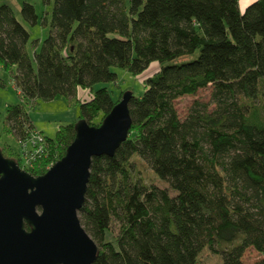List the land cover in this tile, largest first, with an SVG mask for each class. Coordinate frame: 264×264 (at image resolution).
Here are the masks:
<instances>
[{
    "label": "trees",
    "instance_id": "obj_1",
    "mask_svg": "<svg viewBox=\"0 0 264 264\" xmlns=\"http://www.w3.org/2000/svg\"><path fill=\"white\" fill-rule=\"evenodd\" d=\"M20 14L48 27L30 53L28 29L0 4V67L16 66L24 101L91 93L81 114L48 137L58 158L77 120L98 125L119 101L95 84L115 81L114 68L135 76L159 65L140 95L126 88L127 138L113 155L92 158L79 210L99 246L92 264H202L205 247L222 264H245L249 246L264 254V0L243 10L239 0H52L41 17L24 0ZM209 84L215 108L197 103L181 119L175 99ZM31 122L21 102L8 106L6 130L18 139ZM133 156L175 194L134 176ZM47 161L30 171L44 173ZM113 217L118 247L106 240Z\"/></svg>",
    "mask_w": 264,
    "mask_h": 264
},
{
    "label": "water",
    "instance_id": "obj_2",
    "mask_svg": "<svg viewBox=\"0 0 264 264\" xmlns=\"http://www.w3.org/2000/svg\"><path fill=\"white\" fill-rule=\"evenodd\" d=\"M126 90L98 125L80 118L62 157L44 173L0 148V264H92L99 246L80 222L93 156L113 155L132 125Z\"/></svg>",
    "mask_w": 264,
    "mask_h": 264
},
{
    "label": "rangeland",
    "instance_id": "obj_3",
    "mask_svg": "<svg viewBox=\"0 0 264 264\" xmlns=\"http://www.w3.org/2000/svg\"><path fill=\"white\" fill-rule=\"evenodd\" d=\"M23 1L24 0H0V4H10L16 17L28 29L30 40L27 43V49L30 52L32 50L31 41L39 39L40 45L41 41L48 35V27L41 26L40 22L31 25L23 20L20 14V7ZM26 1L34 5L39 17L43 16L46 11H50L52 7V0L50 2L46 0ZM158 68V62H152L144 72L135 76L126 70L114 68L117 73L115 81L97 83L94 87L99 88L101 86H107L114 100L122 97L120 93L124 89V91L131 89L134 91L135 95H140L144 89V80L156 72ZM15 73L16 66H12L9 69L0 67V147L2 148L4 155H12L19 161V163L21 162V166L24 167V164H22L23 159L20 155L21 147L18 137L6 130V128H8L6 123L8 106L21 102L32 121L30 125L27 126V130L36 128L41 131V134L47 140V147L44 155L38 161L33 163V169L41 167L42 163L46 160H48L46 164L48 169L51 164L56 161H54V159L58 160V156L60 155V151L50 150L51 146H49L50 143L48 137H54L61 126L72 122L81 114L79 104L80 102L83 103L87 99H90L88 98L91 97L90 90L79 88L76 92V96L70 98L57 96L51 100L37 99L25 102L21 96V91L15 85ZM127 87H130V89H126ZM212 91L213 86L209 84L204 88H200L195 94L183 95L175 99L174 104L181 119L188 116L191 109L196 106L195 104L197 103H207L209 104L210 109L215 108L216 102L212 97ZM132 162L134 163L132 169L134 176L141 177L146 184H154L157 188L167 189L170 195L175 194V191L172 190L169 183L159 178L151 169L150 165L144 160L138 156H133ZM119 225V220L113 217L110 224V231L106 235V240L114 242L117 247L118 243L116 242L115 237L119 232ZM199 260L202 264H222L221 255L214 253L207 247L200 252ZM242 260L245 264H264V254L258 252L252 246H249L245 250Z\"/></svg>",
    "mask_w": 264,
    "mask_h": 264
},
{
    "label": "built area",
    "instance_id": "obj_4",
    "mask_svg": "<svg viewBox=\"0 0 264 264\" xmlns=\"http://www.w3.org/2000/svg\"><path fill=\"white\" fill-rule=\"evenodd\" d=\"M18 141L21 147L20 155L23 159L22 164H24L26 170H32L33 163L44 155L47 140L43 137L40 130L32 128L31 130H27L25 136L19 138Z\"/></svg>",
    "mask_w": 264,
    "mask_h": 264
},
{
    "label": "crops",
    "instance_id": "obj_5",
    "mask_svg": "<svg viewBox=\"0 0 264 264\" xmlns=\"http://www.w3.org/2000/svg\"><path fill=\"white\" fill-rule=\"evenodd\" d=\"M252 1H254V0H239L240 9L243 10Z\"/></svg>",
    "mask_w": 264,
    "mask_h": 264
},
{
    "label": "flooded vegetation",
    "instance_id": "obj_6",
    "mask_svg": "<svg viewBox=\"0 0 264 264\" xmlns=\"http://www.w3.org/2000/svg\"><path fill=\"white\" fill-rule=\"evenodd\" d=\"M1 148V147H0ZM2 149V148H1ZM2 153H3V150H2ZM3 155H4V153H3ZM4 156H6V157H12V158H14L17 162H18V164L20 165V167L22 168V169H25L23 166H21V162L19 163V161L15 158V157H13V156H11V155H4ZM26 170V169H25ZM27 171H29V170H27ZM31 172V171H30ZM35 175V174H34ZM37 175V174H36Z\"/></svg>",
    "mask_w": 264,
    "mask_h": 264
}]
</instances>
